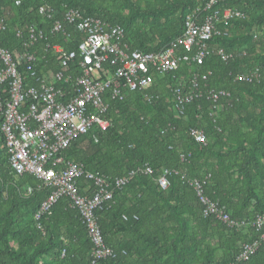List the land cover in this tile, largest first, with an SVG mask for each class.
<instances>
[{"label": "trees", "instance_id": "obj_1", "mask_svg": "<svg viewBox=\"0 0 264 264\" xmlns=\"http://www.w3.org/2000/svg\"><path fill=\"white\" fill-rule=\"evenodd\" d=\"M205 2L0 0V20L5 26L0 47L15 55L26 45L38 52V62L32 65L38 75L57 72L60 67L46 46L64 45V34L72 44L81 37L65 23L62 32L51 33L52 22L42 11L50 10L62 22L66 11L75 10L109 29H123L122 44L128 50L159 52L182 35L184 17L195 4ZM216 9L239 11L244 17L232 20L210 40V56L203 66L191 62L192 52L177 48V71L153 74L143 92H124L122 100L106 93L108 109L103 118L109 128H95L76 138L60 154L65 161L82 166L85 174L109 181L144 166L153 171L149 176L137 174L121 190H114L111 203L95 211L104 243L115 254L98 264H231L244 245L260 240L251 226L229 228L213 217L203 218L194 191L181 178L205 182V195L234 221L251 222L264 216V58H260L264 1L226 0ZM176 11L180 19L173 24L169 18ZM29 29L40 33L34 43H29ZM241 44L247 49L234 51ZM218 50L231 55L228 62L220 60ZM255 70L259 78L252 83L235 78ZM194 77L203 96L186 104L178 115L172 88L176 81L188 88ZM208 89L228 95L216 103L217 109L204 94ZM192 130L204 133L205 144L194 141ZM3 145L0 132V264H89L93 246L69 200L60 199L51 215L35 221L50 190L39 189L32 176H16ZM164 170L178 172L169 178L166 190L157 183ZM76 187L86 198L95 192L85 177ZM241 264H264V241Z\"/></svg>", "mask_w": 264, "mask_h": 264}, {"label": "built area", "instance_id": "obj_2", "mask_svg": "<svg viewBox=\"0 0 264 264\" xmlns=\"http://www.w3.org/2000/svg\"><path fill=\"white\" fill-rule=\"evenodd\" d=\"M225 1L206 0L186 14L182 35L170 47L159 52L128 50L122 44L123 29H109L100 20L83 17L75 10L66 11L62 22L55 20L50 10L42 11L43 17L52 22L51 33L62 32L65 23L81 37L72 44L69 35L64 34V45L46 46L60 67L57 72L38 75L32 66L38 62V52L30 51L26 45L21 53L15 55L0 47V132L9 166L16 176H32L39 182V189L50 190L34 216L35 221L51 215L52 208L60 199L69 200L70 208L79 214L93 246L89 264H98L115 256L104 243L95 211L111 203L114 190H121L137 174L149 176L153 171L144 166L109 181L104 176L85 174L82 166L65 161L60 154L76 138L95 128L102 131L109 128V121L103 118L108 109L104 101L106 93L113 99L122 100L124 92H143L153 74L166 75L177 71V48L192 52L191 62L203 66L210 56V40L219 36L221 28H226L232 20L244 17L239 11L216 9ZM3 31L4 22L0 20V35ZM28 35L29 43L40 37L35 29H29ZM17 36L20 37V33ZM69 45L75 47L67 49ZM216 55L224 63L231 58L222 50L216 51ZM235 78L252 83L259 78L258 70L238 74ZM185 87L176 81L172 88L173 107L178 115L183 114L186 104L203 96L197 77L191 80L188 88ZM204 94L213 103V109H217L216 103L220 99L228 97L225 92L212 89ZM147 100L151 99L147 97ZM190 135L196 143L205 144L203 132L192 130ZM172 175H178V172H162L157 180L161 189L169 187ZM81 177L91 181L95 187V192L88 198L78 193L76 185ZM181 178L186 179L194 191L202 207L203 218L213 217L229 228L251 226L264 241V216H256L251 222L234 221L205 195V182L184 175ZM38 229L42 230L40 224ZM260 240L244 245L231 264L247 261L256 252Z\"/></svg>", "mask_w": 264, "mask_h": 264}, {"label": "rangeland", "instance_id": "obj_3", "mask_svg": "<svg viewBox=\"0 0 264 264\" xmlns=\"http://www.w3.org/2000/svg\"><path fill=\"white\" fill-rule=\"evenodd\" d=\"M200 5H201L200 3H196L194 7L196 8V7L200 6ZM195 8H194V9H195ZM194 9H193V10H194ZM187 12H188V11H187ZM185 13H186V12H185ZM185 13H184V14H185ZM169 19H171V22H173V24L176 23V22H178L179 19H180L179 11H176L175 13L171 14V16H170ZM166 21H167V20H166ZM262 32L264 33V30H263ZM263 33H261L262 36L264 35ZM233 49H234V51H245V50L247 49V46H246L245 44L235 45ZM259 51H260V50H259ZM260 58H264V53H261V54H260ZM260 62H261V59H260ZM260 62H259L258 64H260Z\"/></svg>", "mask_w": 264, "mask_h": 264}]
</instances>
